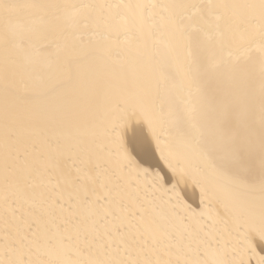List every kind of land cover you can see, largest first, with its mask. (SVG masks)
Segmentation results:
<instances>
[{"label": "bare ground", "instance_id": "bare-ground-1", "mask_svg": "<svg viewBox=\"0 0 264 264\" xmlns=\"http://www.w3.org/2000/svg\"><path fill=\"white\" fill-rule=\"evenodd\" d=\"M262 132L264 0H0V264H264Z\"/></svg>", "mask_w": 264, "mask_h": 264}, {"label": "snow or ice", "instance_id": "snow-or-ice-1", "mask_svg": "<svg viewBox=\"0 0 264 264\" xmlns=\"http://www.w3.org/2000/svg\"><path fill=\"white\" fill-rule=\"evenodd\" d=\"M234 161L238 165H243V164L247 163L242 152H238L234 155ZM260 162H261L262 167H264V132H262V135H261V158H260Z\"/></svg>", "mask_w": 264, "mask_h": 264}, {"label": "rangeland", "instance_id": "rangeland-1", "mask_svg": "<svg viewBox=\"0 0 264 264\" xmlns=\"http://www.w3.org/2000/svg\"><path fill=\"white\" fill-rule=\"evenodd\" d=\"M144 126H145V130H146V132L148 133V132H149L148 128L146 127L145 124H144ZM123 127H124V126H123ZM152 167H154V166L152 165ZM156 167H158V165H156Z\"/></svg>", "mask_w": 264, "mask_h": 264}]
</instances>
